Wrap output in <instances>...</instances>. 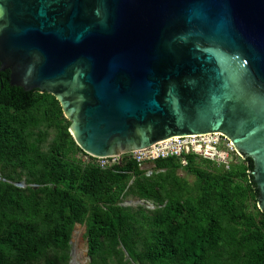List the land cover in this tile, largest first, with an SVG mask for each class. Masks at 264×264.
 Instances as JSON below:
<instances>
[{"label": "water", "instance_id": "95a60500", "mask_svg": "<svg viewBox=\"0 0 264 264\" xmlns=\"http://www.w3.org/2000/svg\"><path fill=\"white\" fill-rule=\"evenodd\" d=\"M5 71L94 159L219 134L264 213V0H0Z\"/></svg>", "mask_w": 264, "mask_h": 264}, {"label": "trees", "instance_id": "16d2710c", "mask_svg": "<svg viewBox=\"0 0 264 264\" xmlns=\"http://www.w3.org/2000/svg\"><path fill=\"white\" fill-rule=\"evenodd\" d=\"M68 126L54 97L0 72V264H70L77 224L86 264H264L245 159L225 168L182 154L148 172L123 156L100 168L77 157Z\"/></svg>", "mask_w": 264, "mask_h": 264}, {"label": "rangeland", "instance_id": "374dc122", "mask_svg": "<svg viewBox=\"0 0 264 264\" xmlns=\"http://www.w3.org/2000/svg\"><path fill=\"white\" fill-rule=\"evenodd\" d=\"M192 137L194 139H187L185 137L181 138L182 140H178L176 144H173L175 146L183 143H194L196 147H194L195 151H202V153H199L197 156H199L200 159H204L209 156V161L214 163V167L219 166H225V164H231V163H238L239 158H237L232 146L227 143L226 139H224L219 134H212V135H204V136H187ZM175 138V137H174ZM178 138V137H177ZM169 140V139H168ZM226 140V141H225ZM172 143V142H171ZM221 143L220 146H217L220 151H224V153H218L216 151L217 149L214 147H210L213 144ZM172 146L171 148H173ZM226 151H225V150ZM200 155H203L202 157ZM147 155H144L142 157H145ZM207 160V159H205ZM204 163H202L203 165ZM182 165H185L182 163ZM140 168L142 170L151 172V170L154 169L153 160H148L143 162L140 165ZM178 175L184 178H187L189 182H192L193 177L189 174H187L185 171L180 170L178 171ZM136 207L138 205H142L143 203H139L136 199H126L122 202V205ZM146 208L152 209L153 207L150 204L145 205ZM84 231L85 228L83 225H75L74 230L71 235V250H70V264H86L87 262V256H86V239L84 237Z\"/></svg>", "mask_w": 264, "mask_h": 264}, {"label": "built area", "instance_id": "2783aa9c", "mask_svg": "<svg viewBox=\"0 0 264 264\" xmlns=\"http://www.w3.org/2000/svg\"><path fill=\"white\" fill-rule=\"evenodd\" d=\"M172 139H174V138H171V140ZM178 140H182V139L179 138ZM162 142H164V141H162ZM226 142L229 143L228 141H226ZM160 143L161 142L153 145L149 149H146V150H143V151L134 152V153L131 154L130 157L133 158L136 161V163H138V165L140 167V165L143 162L148 161V160H153L154 161L156 159L166 158V157H169V156L180 157L182 154H185V155H187V154L198 155L199 153H202V151H203V150L195 151L194 147H196V145H194V143H183V144H179L177 146L173 145V144L177 143L175 141H170L168 143V145H164V144L159 145ZM220 144L221 143H216V144L211 145L210 147L211 148L212 147L216 148L217 149L216 151H218V153H224V151H220L219 148H217V146H220ZM163 146H167V148L163 149ZM172 146H174V147L171 148ZM151 148H154V149L151 150ZM144 155H147V156L142 157ZM203 155H200V156L202 157ZM77 157H80L82 159V161H89V160L93 159V160L96 161L97 165L100 168H104V167L110 166V165H112V164H114V163L119 161V159L117 157H109V158H103V159H94V158H92V157H90V156H88L86 154L77 155ZM204 157H206L204 159L210 160V159H208L209 156H204ZM182 163L185 164L183 161H182ZM228 166H229V164L228 165L225 164L224 167L226 168Z\"/></svg>", "mask_w": 264, "mask_h": 264}, {"label": "bare ground", "instance_id": "6f19581e", "mask_svg": "<svg viewBox=\"0 0 264 264\" xmlns=\"http://www.w3.org/2000/svg\"><path fill=\"white\" fill-rule=\"evenodd\" d=\"M180 137H175L174 139H169V140H165L164 142H161L159 145H162V144H164V145H168V143L170 142V141H175V142H177V140L179 139ZM185 138H187V139H194V138H192V137H185ZM167 148V146H163V149H166ZM154 148H151V150H153Z\"/></svg>", "mask_w": 264, "mask_h": 264}]
</instances>
